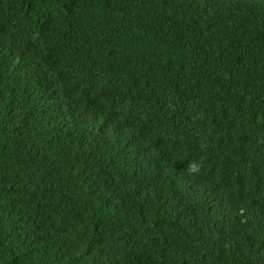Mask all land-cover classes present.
<instances>
[{
  "label": "trees",
  "instance_id": "trees-1",
  "mask_svg": "<svg viewBox=\"0 0 264 264\" xmlns=\"http://www.w3.org/2000/svg\"><path fill=\"white\" fill-rule=\"evenodd\" d=\"M0 264H264V0H0Z\"/></svg>",
  "mask_w": 264,
  "mask_h": 264
}]
</instances>
